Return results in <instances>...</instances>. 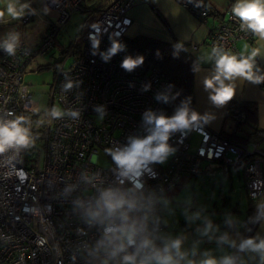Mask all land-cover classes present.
<instances>
[{"label": "built area", "instance_id": "obj_1", "mask_svg": "<svg viewBox=\"0 0 264 264\" xmlns=\"http://www.w3.org/2000/svg\"><path fill=\"white\" fill-rule=\"evenodd\" d=\"M144 2L111 3L85 29L79 48L65 52L50 110L43 116L45 145L39 140L0 153V264H143L162 258L166 251L158 200L197 178L226 177L234 169L242 172L249 197L261 200L250 227L260 220L264 130L249 143H235L199 120L170 133L167 143L173 151L164 164L151 162L137 173H125L114 161L112 152L126 147L131 138L149 134L147 113L172 116L166 109L172 90L162 70L146 63L131 71L122 67L127 57L136 59L123 39L133 26L130 11ZM97 4L98 0H47L56 16L46 22L47 34L38 46L16 42L14 54H9L5 42L0 43V119L41 113L25 82L27 68L36 57L64 52L56 41L60 31L73 15ZM180 4L200 24L208 22L207 0ZM28 22L30 17L24 19ZM253 35L231 13L211 34L209 45L239 58L238 43ZM93 38L99 40L98 47H93ZM114 41L121 48L109 55ZM258 74L264 75V70ZM68 83L72 87L66 89ZM259 85L264 88V82ZM56 105L65 113L59 118L50 114ZM234 116L243 117L240 112ZM194 134L199 144L192 149ZM100 160L107 165H100Z\"/></svg>", "mask_w": 264, "mask_h": 264}, {"label": "crops", "instance_id": "obj_2", "mask_svg": "<svg viewBox=\"0 0 264 264\" xmlns=\"http://www.w3.org/2000/svg\"><path fill=\"white\" fill-rule=\"evenodd\" d=\"M114 1L116 0H111L109 3ZM146 1L133 8L129 13L133 20V26L128 38L144 36L170 44H190L197 47L191 51L197 62L194 107L195 112L201 117L200 120L211 130L221 135H226L228 129H230V133H234L235 127L229 125V121L233 120L228 116L231 105L238 102L256 103L258 105V128L264 130V88L259 83L242 77L225 81L226 84H233L234 95L223 105H217L210 99L212 91L206 89L204 85V80L215 73L213 48L209 45L211 30L222 18L225 20L228 18L237 0H207L211 16L206 24H200L192 14L181 6L180 0ZM20 5H27V7L23 8L19 18L13 19L6 15L4 20H0V43L10 41L12 37L18 36V30L15 31L14 27L19 22L25 26L37 20L44 28V33L43 35L41 33V37L31 46H38L46 37V22L54 20L50 17V13L53 11L47 7V0H18V10ZM0 9L6 12V5L0 4ZM26 17H30V22L24 23ZM241 42L237 45V50L240 53L242 52ZM243 42L247 43L250 49L260 47L261 44L258 37L254 44ZM244 54L248 55V52L245 51ZM255 60L260 69L264 70V48L261 49V54ZM261 147L264 149V142ZM234 171L238 176L243 177L242 172L236 169L226 177L232 180ZM203 178L205 177L197 178L195 182ZM241 213L240 210V213L237 214ZM249 233L250 229L243 231L239 225L237 229L227 231L217 229L216 232L212 231L211 234L206 235H198L193 230L183 231L180 235L169 234L162 240L166 255L162 258L148 259L143 264H206L209 260L214 261L215 264H264V248L245 245L248 240H252L253 245H260L264 242V212ZM177 241H179L178 248L175 246ZM169 257L170 260L167 259Z\"/></svg>", "mask_w": 264, "mask_h": 264}, {"label": "clouds", "instance_id": "obj_3", "mask_svg": "<svg viewBox=\"0 0 264 264\" xmlns=\"http://www.w3.org/2000/svg\"><path fill=\"white\" fill-rule=\"evenodd\" d=\"M18 0H0V4L6 5V12L0 9V20H4L6 15L13 19L22 15L23 8L27 5H20L17 9ZM232 14L241 21V28L250 30L259 38L260 47L249 48L243 41L240 44L242 52L240 57L223 51V49L213 47L212 57L215 58V73L204 80L206 89L212 91L210 99L217 105H223L233 98L234 86L225 81H232L236 77H242L254 83L264 82V75H259V68L255 66V58L261 54L264 48V0H237L231 9ZM9 54H14L16 46V37L3 45ZM99 46V40L93 38V47ZM121 45L117 42L112 43L109 55L115 54ZM248 55H244V52ZM211 58V57H210ZM107 59V56H105ZM143 63V57L133 59L127 57L122 67L131 71L137 65ZM68 83L65 88H71ZM51 116L59 118L63 113L58 107L51 110ZM8 115H12L11 112ZM70 115L76 116L78 113L71 112ZM201 117L195 111H190L187 105L179 108L171 117L147 113L145 115L146 123L152 125L148 130L149 134L143 138H131L130 143L123 149L112 152V157L116 164L124 169L125 173H137L146 164L151 162L163 163L167 156L173 151L168 145L170 133L189 128L193 123L198 122ZM26 122L24 116H19L13 120L0 119V153L16 146H26L30 143L29 128L24 127ZM112 207V205H109ZM246 246H255L264 248V242L260 245H253L252 240L245 242ZM175 246L179 247V241ZM131 259V257H125ZM170 260L171 258H167ZM206 264H215L209 260Z\"/></svg>", "mask_w": 264, "mask_h": 264}, {"label": "rangeland", "instance_id": "obj_4", "mask_svg": "<svg viewBox=\"0 0 264 264\" xmlns=\"http://www.w3.org/2000/svg\"><path fill=\"white\" fill-rule=\"evenodd\" d=\"M51 19L55 20L56 13H50ZM87 13H78L70 18L67 25L59 34L60 45L64 48H70V44H76L79 35L85 28L88 20ZM16 41H24L32 45L43 35L44 28L36 20L28 25H16ZM61 52L54 50L46 56L36 57L25 72V82L29 85L33 94V100L38 104L41 117L50 110L51 90L55 80V70L60 61ZM73 58L69 59L67 68L72 64ZM56 107H58L56 105ZM231 127H235L234 121H229ZM230 133V129L226 130ZM199 144V137L192 136V149ZM169 154L164 163L169 159ZM100 165L105 166L107 162L100 160ZM244 177L238 176L233 172L232 180L224 175L215 178L205 177L203 179L191 181L187 185L177 190L171 197H162L163 203V224L168 226V233L171 235H180L183 232L184 222H188L196 234H211L220 227L217 224L218 219L236 217L243 219L248 209L249 197L245 189ZM236 208L241 210V214H236ZM216 222V223H215ZM250 228V227H249Z\"/></svg>", "mask_w": 264, "mask_h": 264}, {"label": "trees", "instance_id": "obj_5", "mask_svg": "<svg viewBox=\"0 0 264 264\" xmlns=\"http://www.w3.org/2000/svg\"><path fill=\"white\" fill-rule=\"evenodd\" d=\"M110 1L111 0H100L101 4L98 2L99 5L97 4L87 7L81 12L82 14L87 13L89 17L85 23V28L79 35V40L85 29L95 21L98 12L111 4L109 3ZM224 21L225 19L222 18L219 23L211 30L210 34H212L216 27L219 24H222ZM256 37V35H253L252 39L248 42H250V44H254ZM56 41L58 45L61 46L59 42V35L56 38ZM78 41L76 44L71 43L69 46L70 48H64L61 46L64 52H61L60 61L57 63L55 72H57V68L60 62L63 60L65 52L72 48H79ZM123 42L126 45L130 55L136 59L143 57V63H146L151 67L159 68L165 74L166 81L172 90V94L167 98L166 101V109L169 113L174 115L179 108L185 105H187L190 111H195L194 82L197 62L191 51L193 49L192 45L177 43L170 44L144 36L124 38ZM79 50L80 49H78V51ZM255 66L256 68H260L258 64ZM236 112H240L243 117L239 120H236L234 116ZM40 114L41 113L22 115L26 118V122L23 124V126L29 128L31 137L30 143H35L40 140L39 145L44 146V141L47 135V123ZM228 116L235 122V130L234 133H226V135H222L223 137L235 143H249L256 138L260 131L258 128V105L256 103L238 102L232 104L230 110L228 111ZM245 189L247 192L246 185ZM247 196L249 197L248 192ZM158 201L160 214L163 219L162 214L164 211V205L160 202V200ZM260 203V199L253 200L249 197V206L246 210L245 217L243 219L238 217L235 219H218L217 224H219L220 227L217 229L227 231L237 229L239 225H241L243 231H247L251 226L254 217L256 216ZM234 213H240V210L236 208ZM182 228L184 229V232L195 229L194 227L190 226L188 222H184ZM167 229L168 226L164 224V232L160 234L162 240L164 239V236L169 235Z\"/></svg>", "mask_w": 264, "mask_h": 264}, {"label": "water", "instance_id": "obj_6", "mask_svg": "<svg viewBox=\"0 0 264 264\" xmlns=\"http://www.w3.org/2000/svg\"><path fill=\"white\" fill-rule=\"evenodd\" d=\"M252 228H253V226L249 228V229H250V233H251V229H252ZM250 233H249V234H250ZM248 237H249V235H248ZM247 239H248V238H247Z\"/></svg>", "mask_w": 264, "mask_h": 264}]
</instances>
